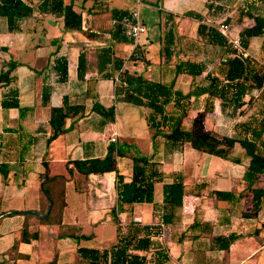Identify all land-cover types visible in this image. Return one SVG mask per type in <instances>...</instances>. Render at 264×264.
<instances>
[{
    "label": "crops",
    "instance_id": "crops-1",
    "mask_svg": "<svg viewBox=\"0 0 264 264\" xmlns=\"http://www.w3.org/2000/svg\"><path fill=\"white\" fill-rule=\"evenodd\" d=\"M24 1L33 7V12L20 18L16 28H10L8 19L0 15V71L10 60L20 62L12 71V81L0 86V211L33 209L39 211V215L10 213L0 218V261L10 256L23 225L27 224L29 230L37 232L38 236L18 243L17 251L23 257L17 258L15 264H49L56 253L57 264H82L77 252L78 241L70 236H58L60 224L57 221L46 223L41 220L46 218L43 215L50 203L49 200L46 204L44 199V184H50V191L55 197L61 191L59 185L48 181L46 173L66 177L65 204L60 211V219L62 224L78 225L82 233L94 235L93 238L82 239L81 245L95 247L90 242L102 233L109 236L111 243L116 241V222L111 212L118 205L116 171L85 175L70 163L69 167L73 169L70 174L67 167L69 160L104 157L111 142L128 152L118 158V169L125 181H130L133 175L131 154L139 153L141 149L145 151L142 155L157 162L159 170L164 173V177L154 184V200L135 202L129 206L125 204L126 209L118 213L121 223L131 219L146 224L161 223L164 184L172 181L173 173H180L188 191L195 183L206 182L202 196L187 194L184 197L181 230L193 221L198 205L205 220L217 222L216 232L237 230L244 235L231 245L230 258L242 260L263 253L264 241L262 244L255 235L257 222H251L255 219L238 215L235 210L239 206L237 204L230 223L225 224L226 209L230 203L215 201L209 194L211 189L242 188L239 180L244 175L249 157L241 144L237 142L232 152L233 158H240L235 161L198 150L189 142L174 146L164 135L154 138L146 118L149 108L115 100L114 79L99 74L97 53L102 46H112L117 55L125 58L124 68L130 72L152 80L174 82V88L187 93L195 86L206 85L208 72L215 74L211 65L217 60L221 64L223 47L200 37V20L185 13L195 11L201 13L204 19L217 21L229 17L230 21H234L231 25L233 32L240 34L243 27L254 23L248 14L240 16V13L249 11L264 15V0H133L135 4L132 6L127 0H71L74 9L83 17L82 29L78 30L64 27L63 15L53 12L51 2ZM141 1L146 5L141 18L147 30L134 43L114 41L111 37L114 10L131 12ZM155 9L159 10V15L155 14ZM166 13L174 14L176 34V53L167 61L162 54ZM202 41L210 44L214 53L212 57H208L204 47L198 45ZM135 48L138 49L137 58L130 59ZM249 49L256 57L254 62L261 67L258 77L262 76L264 80V37H253ZM81 51L86 55L83 78L78 76ZM61 56L68 59L66 81H59L54 69L56 58ZM177 58L196 61L205 65L206 69L200 75L176 73ZM232 85L230 102L226 100L224 103L208 93L192 96L189 117L199 110L212 109L206 118L208 128L220 132L225 125L224 129L232 131V134H226L243 138L250 136L247 130L256 125L264 114V84L261 88H249L245 82V92L239 96L234 88L235 82ZM12 88L18 90L23 111L19 107L2 105L4 95ZM44 88L49 95L47 103L43 102ZM67 104L82 105L84 110L67 117L64 130L48 143L52 133L51 108ZM96 104L105 109L114 105L115 120L104 123ZM210 116L214 118L211 126L208 124ZM112 137L116 139L112 140ZM258 143L260 150L264 147V134ZM263 178L261 182L264 185ZM58 199L61 206L60 196ZM252 225L255 226L253 231L246 229V226L250 228ZM157 240V246L151 252L153 260L147 264H172L173 261L184 264L182 259H188V241L181 243L176 237L168 238L167 233L157 237ZM160 243L167 255L159 262L156 255ZM188 264L197 263L191 261Z\"/></svg>",
    "mask_w": 264,
    "mask_h": 264
},
{
    "label": "trees",
    "instance_id": "trees-1",
    "mask_svg": "<svg viewBox=\"0 0 264 264\" xmlns=\"http://www.w3.org/2000/svg\"><path fill=\"white\" fill-rule=\"evenodd\" d=\"M44 2L52 3V10L64 17V27L66 29H82L83 17L73 7V1L65 2L64 0H44ZM33 7L24 0H0V15L8 19L10 28L17 27V21L20 18L31 15ZM200 20L198 33L204 40L217 44L228 51V55L220 64V73L211 75L207 73V84L195 86L187 93L174 88V82L166 83L158 80L149 79L142 74L130 72L124 68L125 58L117 55L112 46H102L98 50L97 69L101 76L113 78L115 82L114 96L116 101H126L136 105H143L149 108L146 116L148 124L152 130L153 137L164 135L174 146H180L185 142H189L192 147L204 152L222 157L233 158L237 142L245 150V154L249 157L243 177L240 183L241 189L220 190L211 189L209 194L214 200H225L230 203L227 207V220L225 224L230 223V216L234 212V207L239 204L242 207L240 216L248 219H260L264 211V185L262 184V176H264V147L259 150L258 141L264 134V114L261 120L250 127L247 132L250 136L238 138L226 133H218L206 126V118L212 109L205 108L199 110L186 124L191 108V97L198 96L202 93H208L211 97H218L225 103L231 100L232 83L235 82L237 96L245 92L243 84L247 82L249 88H261L264 80L261 75V67L255 62L235 57L231 54V50L227 47L226 37L217 29V27L206 23L204 16L195 11H187L185 13ZM248 14L254 23L245 26L240 30V36L244 44L249 48L250 41L255 36L264 37V15L255 14L247 11L240 13ZM114 26L111 37L114 41L134 43L135 38L129 33L128 21L131 20V14L128 10H114ZM224 21L230 23L227 17ZM231 24V23H230ZM174 14L166 13L163 32L162 54L167 60H171L176 53L175 41L176 34L174 32ZM227 48V49H226ZM135 48L130 55V59L137 58ZM178 59V58H177ZM20 64L19 61L10 60L4 64V68L0 71V86L12 81V71ZM54 69L58 73L59 81L68 79V59L66 56L56 58ZM176 73H188L191 75L202 74L206 67L196 61L189 59H178L175 65ZM86 72V55L84 51L79 54L78 76L83 78ZM117 73V75H116ZM251 76V78H250ZM253 77L255 79H253ZM46 88V87H45ZM43 92V102L47 103L48 93ZM3 107H19L18 90L10 89L8 94L4 95L2 100ZM225 105V104H224ZM96 108L104 117V123L115 120V106L112 105L108 109L96 104ZM84 110V106L67 104L64 106H53L51 108L50 123L52 125V133L48 137V143L56 138L65 127L66 118L70 115L78 114ZM128 152L111 142L108 152L104 157L73 159L67 163L68 171L72 174L73 169L69 164H73L82 174L91 172L100 173L114 170L117 174V192L118 205L112 208L111 212L116 222V241L105 247H92L80 244L82 239L93 238V234H85L81 232L78 225L62 224L60 219V211L65 204V180L63 175L49 176L45 174L48 181H53L59 185L61 189L58 197L61 198V206L58 197L50 191V184H44V199L49 202L48 194L52 197V208L49 215L41 220L46 223L57 221L60 224L58 236H70L78 241L77 252L80 255L82 264H147L149 261L148 253L154 249L160 237L162 230L166 229L168 238H177V241L189 242L188 259H201L198 264H231L229 256L231 245L234 241L244 236L237 230H229L227 233L216 232L215 220H205L202 216L200 206L195 207V216L193 221L185 230L178 229L181 225L182 209L184 197L187 194L202 196V190L206 182L195 183L188 191L184 183L183 175L180 173L172 174V181L164 184L163 210L161 212V223L146 224L136 220H129L127 223H121L118 219V213L125 210V204L132 205L135 202H152L154 200V184L156 181L164 177V173L159 170V164L152 161L148 156L132 153L133 159V175L130 181H125L123 174L118 169V158L126 155ZM233 160L238 161L240 158L234 157ZM46 194V195H45ZM249 202L246 205V201ZM238 207V206H237ZM236 207V208H237ZM235 208V209H236ZM224 211V210H223ZM3 211H0L2 213ZM235 213V212H234ZM264 222L260 227H256L255 235L258 236ZM37 232H31L27 224L21 229V234L14 242L10 256L0 261V264H15L16 259L23 257V254L17 251L20 241H30L36 238ZM156 260H161L167 254L162 243L159 244ZM157 246V245H156ZM57 253L50 260L49 264H57ZM250 264V263H246Z\"/></svg>",
    "mask_w": 264,
    "mask_h": 264
},
{
    "label": "rangeland",
    "instance_id": "rangeland-1",
    "mask_svg": "<svg viewBox=\"0 0 264 264\" xmlns=\"http://www.w3.org/2000/svg\"><path fill=\"white\" fill-rule=\"evenodd\" d=\"M128 1V3H129V6H132L133 4H135V2L133 1V0H127ZM131 3V4H130ZM145 3V2H144ZM142 1L141 2H139L136 6H135V8H139L140 9V12H142V11H144V9H145V7H146V5L144 4ZM155 11V14H157V15H159V10L158 9H155L154 10ZM153 11V12H154ZM230 23H231V25H234L233 23H234V21H230ZM150 25H152V23H150ZM199 46L201 45V46H203L204 48L203 49H205L207 52V54H208V57H212L211 56V54H214L213 53V51H212V48H211V46H210V44H208V43H204L203 41L200 43V44H198ZM227 47H228V49L229 50H231V48L227 45ZM227 49V48H226ZM201 51H202V48H201ZM229 53H228V51L227 50H225V48H223L222 49V53H221V56H220V58H222V60L228 55ZM256 61V60H255ZM220 60H217V62L215 63V64H212L211 66V69L214 71V73H220ZM214 65V66H213ZM120 117H121V115H120ZM213 117V116H212ZM211 116L209 117V119H208V124H209V126H211L214 122V118H212ZM191 117H188L187 118V120H185L186 122H189V119H190ZM226 124H228V123H226ZM221 128V127H220ZM224 128H226L225 127V125L223 126V129L222 130H220V132H223V133H226V132H228L229 134H232V131H230L228 128L227 129H224ZM219 130V129H218ZM219 131H218V133H220ZM221 134V133H220ZM139 152V154H143L145 151L144 150H142L141 149V152L140 151H138ZM264 179V178H263ZM248 203H250L249 202V199H248V201H246V205L248 204ZM242 207L243 206H241V207H237L235 210H236V213L238 214V215H240V213H241V211H242ZM251 220V219H250ZM249 220V221H250ZM257 222V226L256 227H260V224H261V222H264V211H263V213H262V215L260 216V219L258 218V219H255V220H251V222ZM255 226L254 225H252V226H250V228H247V226H246V229H251V231H253V228H254ZM181 227L179 226L178 227V229H180ZM111 229H113L114 230V228L113 227H111ZM112 231V230H111ZM166 233H167V230H162V234H161V237H163V235L165 234L166 235ZM109 236L108 235H104L103 233L97 238V239H94V240H92L90 243L92 244V245H94L95 247H100V246H105V245H109L112 241L111 240H109V238H108ZM166 237V236H165ZM257 237H259L261 240V243H262V241H264V227H262L261 228V231H260V233H259V235L257 236ZM263 244V243H262ZM262 251V250H261ZM151 252H152V250L148 253V258H149V260L150 261H152L153 259L151 258ZM187 259V258H186ZM185 258L184 259H182V261H184V264H188V263H191V261H190V259H187L186 260ZM231 259V264H246V263H250V264H264V248H263V253H256L255 254V256H253V257H249V258H246V259H240V258H238V257H235V258H230ZM200 260L201 259H194L192 262H196L197 264L200 262ZM186 261H188V263L186 262ZM176 263V261H173L172 262V264H175ZM150 264V263H149ZM178 264V263H177Z\"/></svg>",
    "mask_w": 264,
    "mask_h": 264
},
{
    "label": "built area",
    "instance_id": "built-area-1",
    "mask_svg": "<svg viewBox=\"0 0 264 264\" xmlns=\"http://www.w3.org/2000/svg\"><path fill=\"white\" fill-rule=\"evenodd\" d=\"M131 20L128 21L129 33L137 40L140 35L147 30L141 18L139 8L133 9L131 12ZM206 23L217 27V29L226 37L227 45L231 48V54L244 60L254 62L256 57L251 53L250 49L244 44L239 33H234L230 23L224 20H214L211 18L204 20ZM112 137V140H115Z\"/></svg>",
    "mask_w": 264,
    "mask_h": 264
},
{
    "label": "water",
    "instance_id": "water-1",
    "mask_svg": "<svg viewBox=\"0 0 264 264\" xmlns=\"http://www.w3.org/2000/svg\"><path fill=\"white\" fill-rule=\"evenodd\" d=\"M49 200H50V203L48 205V208L46 210V213L43 215V217H47L51 211V208H52V197L48 194L47 195ZM10 213H20V214H37L39 215V211L37 210H33V209H30V210H22V209H11V210H7V211H4L3 213H0V218L4 215H7V214H10Z\"/></svg>",
    "mask_w": 264,
    "mask_h": 264
}]
</instances>
